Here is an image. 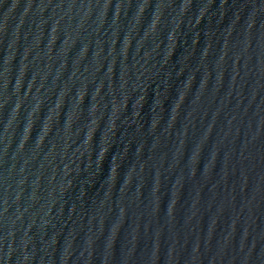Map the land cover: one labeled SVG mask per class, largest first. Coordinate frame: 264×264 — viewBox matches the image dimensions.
<instances>
[{
    "label": "water",
    "instance_id": "1",
    "mask_svg": "<svg viewBox=\"0 0 264 264\" xmlns=\"http://www.w3.org/2000/svg\"><path fill=\"white\" fill-rule=\"evenodd\" d=\"M0 264H264V0H0Z\"/></svg>",
    "mask_w": 264,
    "mask_h": 264
}]
</instances>
